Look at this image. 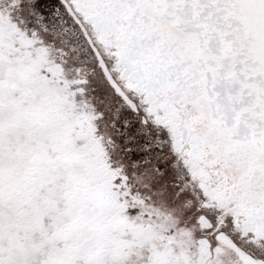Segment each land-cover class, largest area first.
Returning <instances> with one entry per match:
<instances>
[{
	"label": "snow or ice",
	"instance_id": "1",
	"mask_svg": "<svg viewBox=\"0 0 264 264\" xmlns=\"http://www.w3.org/2000/svg\"><path fill=\"white\" fill-rule=\"evenodd\" d=\"M0 264H264V0H0Z\"/></svg>",
	"mask_w": 264,
	"mask_h": 264
}]
</instances>
